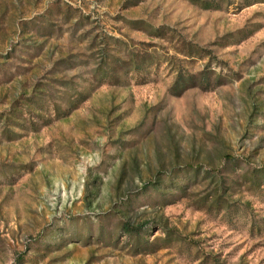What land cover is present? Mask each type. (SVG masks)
Returning <instances> with one entry per match:
<instances>
[{"label":"rangeland","instance_id":"obj_1","mask_svg":"<svg viewBox=\"0 0 264 264\" xmlns=\"http://www.w3.org/2000/svg\"><path fill=\"white\" fill-rule=\"evenodd\" d=\"M0 264H264V0H0Z\"/></svg>","mask_w":264,"mask_h":264},{"label":"trees","instance_id":"obj_2","mask_svg":"<svg viewBox=\"0 0 264 264\" xmlns=\"http://www.w3.org/2000/svg\"><path fill=\"white\" fill-rule=\"evenodd\" d=\"M203 83H205L204 80H203ZM191 85H192V84H191ZM189 86H190V85H189ZM189 86H186L185 88H187V87H189Z\"/></svg>","mask_w":264,"mask_h":264}]
</instances>
